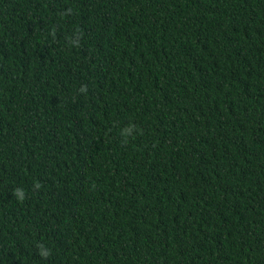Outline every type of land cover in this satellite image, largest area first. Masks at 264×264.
<instances>
[{
  "label": "trees",
  "instance_id": "1",
  "mask_svg": "<svg viewBox=\"0 0 264 264\" xmlns=\"http://www.w3.org/2000/svg\"><path fill=\"white\" fill-rule=\"evenodd\" d=\"M0 264H264V0H0Z\"/></svg>",
  "mask_w": 264,
  "mask_h": 264
},
{
  "label": "clouds",
  "instance_id": "2",
  "mask_svg": "<svg viewBox=\"0 0 264 264\" xmlns=\"http://www.w3.org/2000/svg\"><path fill=\"white\" fill-rule=\"evenodd\" d=\"M36 187H39V185H36ZM20 190H17V192H19Z\"/></svg>",
  "mask_w": 264,
  "mask_h": 264
}]
</instances>
